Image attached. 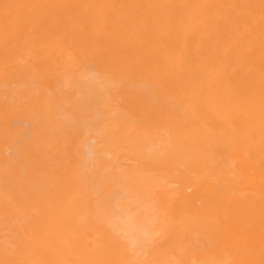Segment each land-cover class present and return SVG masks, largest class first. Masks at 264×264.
Masks as SVG:
<instances>
[{"label":"bare ground","instance_id":"1","mask_svg":"<svg viewBox=\"0 0 264 264\" xmlns=\"http://www.w3.org/2000/svg\"><path fill=\"white\" fill-rule=\"evenodd\" d=\"M0 264H264V0H0Z\"/></svg>","mask_w":264,"mask_h":264}]
</instances>
